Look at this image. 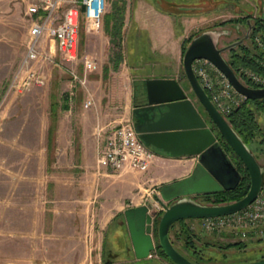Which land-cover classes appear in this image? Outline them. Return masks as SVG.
<instances>
[{
  "label": "rangeland",
  "instance_id": "rangeland-1",
  "mask_svg": "<svg viewBox=\"0 0 264 264\" xmlns=\"http://www.w3.org/2000/svg\"><path fill=\"white\" fill-rule=\"evenodd\" d=\"M32 2L34 0H8L0 3V131L2 130L0 134L6 133L7 135L6 137L0 136V264L5 261L39 264H133V250L126 248L120 240H115V243V241L112 242V239H107L105 249L101 248L100 243H96L97 246L92 244L86 247L83 241V231L85 230L82 224L83 218L77 209L75 212L78 213L74 212V215L66 216L65 206L68 203H58L57 205L60 208L58 209V222L67 229L66 234L54 235L56 239H59L58 241L46 240L44 235L39 234L37 237L39 248L30 250L29 237L24 238L17 233V152L15 153L16 148H14L17 147V144L10 135L13 134L14 127L18 130L20 123L23 128L36 129L37 124L39 125L41 119L45 117L49 98L53 96L55 99L61 100L68 93L71 81L70 76L65 72V67L68 66L65 63L64 67L59 68L45 64L43 65L44 71L47 73L45 86L32 87L23 94L11 92L6 98L4 97L12 74L24 54L30 22V17L26 14V7ZM194 2H197V6L192 5L191 0H106L102 25L99 29L91 30L81 23L79 29L80 56H88L95 63L93 70L87 73L84 72L81 63L75 66V70L80 76L98 77L88 83L93 99L102 102L104 107L109 99L113 98L119 101L117 88L120 81H127L128 77L125 72L115 73L116 71H113L116 61L114 54L119 52L120 55H125L127 51L125 39L121 43L104 37L103 32H106L111 20L117 24L116 27L119 26L118 33L125 38L130 25L137 19L142 27L138 38L146 36L147 52L156 54L160 45L159 39H173L176 36L179 37L181 33L190 37L206 30L221 32L218 46L224 47L243 38L247 32V25L245 23L236 24L233 22L235 19L246 15L264 16V0H194ZM150 38H154L155 43H152ZM244 45L249 46V40L244 41ZM224 57L228 60L227 52L224 53ZM54 59L57 63L61 62L59 51L56 48H54ZM177 66L183 77V68L179 62ZM105 67L107 69L109 67V71L107 70L106 73L104 72ZM111 72L114 73L111 74ZM97 80H101V84H96ZM188 85V82L185 81L184 86L187 88ZM188 93L195 99L191 90H188ZM21 104L23 108L17 114H21L24 122L18 118L14 123L11 121L12 114ZM199 107L203 111L202 116H204L207 126L212 128L215 142L219 143L232 167L238 171V157L231 149H225L221 136L213 127L200 104ZM116 110L121 111L120 108ZM257 119L258 123L264 127L263 115H258ZM252 149L255 150V145H252ZM252 152L254 156H258L257 160L264 168L263 153ZM99 168L114 175L112 178L118 174V172H112L105 167L99 166ZM146 173L133 171L130 174L134 179L142 182L145 180L144 174ZM146 188H148L144 198L145 201L147 200L146 203L148 199L154 198V195L162 200L160 191L156 187ZM138 191L139 188L135 187L132 196L134 203L141 197L142 192L138 193ZM211 199L208 195L197 198L202 204H212L210 203ZM145 201H143V205L146 204ZM161 213L162 211L157 212L152 217L151 233L154 238L155 250L147 260L156 259L164 264H171L159 255L157 225ZM182 225L188 226L200 238L197 240V245L198 252L202 254L201 258L185 246V241L180 235ZM93 228L97 229V227ZM112 229H116V226H113ZM169 232L171 243L176 250L198 264H242L259 260L264 256V236H259V234L249 233L244 237L230 229L204 231L200 227L199 221L194 219L185 220L182 224L176 222ZM43 241H48V243L43 244ZM237 241L245 243V249L230 248L224 252L220 250L221 247Z\"/></svg>",
  "mask_w": 264,
  "mask_h": 264
},
{
  "label": "crops",
  "instance_id": "crops-1",
  "mask_svg": "<svg viewBox=\"0 0 264 264\" xmlns=\"http://www.w3.org/2000/svg\"><path fill=\"white\" fill-rule=\"evenodd\" d=\"M191 4L197 6L194 0ZM134 21L125 38L118 30L115 32V23L112 22L103 32L104 37L110 40L122 43L125 39L126 42V54H114L117 65L113 71L128 74L127 81H120L117 88L119 101L109 99L104 107L102 102L93 99V105L84 108L90 90L88 83L98 78L86 76L85 87L70 81L69 91L61 100L53 96L49 98L45 117L36 129L23 128L20 123L18 130L14 127L10 135L17 144L14 147L17 152V233L24 238L29 237L30 250L39 248V234L44 235L46 240L58 241L54 235L67 233L66 227L60 225L57 219L58 203H68L65 206L66 216L79 212L83 218L86 247L100 243L105 249L106 240L112 239V242L120 240L132 250L125 222L126 210L144 204L146 187H156L160 191L162 187L188 177L198 162L197 155L170 156L164 150L148 145L157 158L144 174L142 182L131 176L132 170L118 172L112 178L114 175L99 168L96 162L98 148L110 128L130 121L135 129L136 111L147 101V82L177 81L197 112L203 115L196 99L188 93L189 85L187 88L184 86L187 81L185 75L182 77L177 69L178 62L182 66V46L187 35L181 33L173 39H159L158 53L151 54L147 52L146 36L138 38V33L142 32L139 21ZM150 40L155 43L154 38ZM97 83L101 84V80ZM22 108L21 104L12 114L11 121L15 123L19 118L24 122L21 114H17ZM118 108L121 111L116 110ZM173 123L170 122L169 126ZM0 136L7 135L2 133ZM135 187L139 188L138 193L142 192L136 203L132 198ZM76 209L78 212H75ZM113 226L116 229H112ZM46 243L48 241H43V244ZM133 260V264H164L156 259L138 260L135 256Z\"/></svg>",
  "mask_w": 264,
  "mask_h": 264
},
{
  "label": "water",
  "instance_id": "water-1",
  "mask_svg": "<svg viewBox=\"0 0 264 264\" xmlns=\"http://www.w3.org/2000/svg\"><path fill=\"white\" fill-rule=\"evenodd\" d=\"M246 24L244 37L224 47L218 46L221 36L219 31L206 30L196 35L185 49L182 67L196 101L246 169L250 179L248 192L242 199L226 204H202L197 200L200 195L234 189L240 175L230 164L219 143L215 142L212 128L207 126L205 118L197 112L179 83L175 80L147 82L146 104L136 111L135 130L139 138L147 147L153 145L170 156L197 155L198 162L188 177L160 190L162 200L154 196L157 203L149 199L145 205L126 210L125 222L134 256L138 260L150 258L155 250L151 224L160 206L163 211L157 225L159 247L174 264H194L171 243V226L180 220L216 218L239 212L252 204L262 188L264 168L227 119L215 108L193 71L196 60H206L227 78L237 93L246 99H264V88L246 85L224 57V53L249 40L252 26L249 21ZM172 121L174 123L170 128L169 123ZM242 264H264V258Z\"/></svg>",
  "mask_w": 264,
  "mask_h": 264
},
{
  "label": "built area",
  "instance_id": "built-area-1",
  "mask_svg": "<svg viewBox=\"0 0 264 264\" xmlns=\"http://www.w3.org/2000/svg\"><path fill=\"white\" fill-rule=\"evenodd\" d=\"M8 0H0V3ZM106 0H34L26 7L30 17L24 54L10 79L6 96L13 92L23 94L32 87H43L47 73L43 65L65 67L72 84L86 86V75L80 76L75 66L82 64L85 73L93 70L94 60L80 56L79 29L81 23L91 30L102 25ZM253 44L261 54L257 61L259 70L242 67L239 78L256 88H264V36L256 33ZM54 48L59 51L60 63L54 59ZM193 71L209 99L227 119V116L242 105L245 97L237 93L227 78L211 63L199 59L193 63ZM93 105V96L87 93L84 108ZM156 154L139 138L130 123L125 121L110 128L97 151V164L112 172L132 170L146 172L155 162ZM154 199V198H150ZM154 203L157 201L154 199ZM163 211L160 206L159 212ZM204 231L234 230L246 237L249 233L264 236V182L256 199L247 208L222 217L198 220ZM1 264H39L34 262L5 261ZM45 264V263H41Z\"/></svg>",
  "mask_w": 264,
  "mask_h": 264
},
{
  "label": "trees",
  "instance_id": "trees-1",
  "mask_svg": "<svg viewBox=\"0 0 264 264\" xmlns=\"http://www.w3.org/2000/svg\"><path fill=\"white\" fill-rule=\"evenodd\" d=\"M247 21H249L250 25L252 26V31L249 38L250 45L248 46L242 44L227 52L228 53L227 61L231 66V68L237 74H238V70L242 67H248L256 71L259 70L257 61L261 59L262 53L258 52L256 46L253 44V36L256 33H260L262 34V36H264V16L246 15L241 17L240 19L239 18L235 19L233 22H236V24L237 23L246 24ZM111 22L114 23L113 20H111ZM116 26L117 24H114L115 32L119 28V26L118 27ZM196 35L198 34L188 37L183 42L182 56L185 52L187 45ZM116 65L117 64H115L114 68H116ZM104 72L105 73L107 72V67H105ZM246 85L252 88H256L255 86H253L248 82H246ZM261 114L264 117V99H260V100L245 99L242 105L234 109L227 116V121L237 132V134L243 139V141L247 144V146L251 149V151H255L257 153H263L264 155V127H262L258 123V119H257V116ZM221 141L225 145V149L230 150L228 145L224 143L222 139ZM252 145H255V150L252 149ZM255 158L258 159V156L255 155ZM237 169L241 176L240 182L237 184V186L232 190H223L208 195V197L212 198L210 200V203L221 204V203L235 202L242 199L246 195L250 186V179L246 169L244 168L240 160H238ZM263 180H264V173H263ZM177 222L182 224L185 222V220H180ZM174 224L171 226L170 230L172 229ZM180 232H181L180 235L183 237V240L185 241V246L188 247L191 251H193V254L201 258L202 254L198 252L199 250L197 245V240H200V238L197 237V235H195L190 230V228L185 225H182ZM245 247H246L245 243H243L242 241H237L232 244H227L223 248L221 247L220 250H223V252L230 248L236 250H242L245 249ZM159 255L163 260L165 259L169 263L174 264L165 256V254L160 248H159ZM263 258L264 256H262L260 259ZM190 261L193 262L194 264H198L197 262L191 259Z\"/></svg>",
  "mask_w": 264,
  "mask_h": 264
},
{
  "label": "flooded vegetation",
  "instance_id": "flooded-vegetation-1",
  "mask_svg": "<svg viewBox=\"0 0 264 264\" xmlns=\"http://www.w3.org/2000/svg\"><path fill=\"white\" fill-rule=\"evenodd\" d=\"M200 196H203L204 197V195H200ZM205 196H207V195H205Z\"/></svg>",
  "mask_w": 264,
  "mask_h": 264
}]
</instances>
